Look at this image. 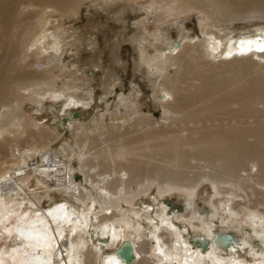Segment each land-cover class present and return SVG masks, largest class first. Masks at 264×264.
I'll list each match as a JSON object with an SVG mask.
<instances>
[{
  "label": "bare ground",
  "instance_id": "1",
  "mask_svg": "<svg viewBox=\"0 0 264 264\" xmlns=\"http://www.w3.org/2000/svg\"><path fill=\"white\" fill-rule=\"evenodd\" d=\"M82 1L86 0H0V108L7 107V103L3 101H8L13 91L14 96L15 90L27 89L22 81L30 77L41 82L52 79L54 69L58 68L56 64L62 62L66 51L65 46L71 37L67 35L63 37V32L55 33L50 30L48 25L51 19H48L50 16L47 13L56 14L55 11H57L61 14H69L77 9ZM170 1L175 5L161 10L162 20H166L172 11L175 12L176 17H179L182 13L191 11L190 9L200 10L212 7L213 13L211 12L210 18L217 21L219 11L224 10L223 5L225 7V5L247 0ZM35 6H38L36 9L39 8L37 11ZM30 7L34 11L22 14L21 9ZM198 26L197 36L179 35L176 41L168 43L166 48L168 52L148 58L149 60L145 62L150 74L155 71L157 75L163 76L162 81L157 85L159 93L157 102L162 110V116L168 115L170 118L173 113L185 111L188 105L210 97L224 87L225 81H229L212 77L210 70L208 72L210 74L206 73V69L196 71L194 65L196 67L195 58L198 53L194 50L195 56L187 57L189 59L184 68V72L187 73L183 74L181 71L178 80L186 86H192L193 81L200 80V86L189 91L185 89L186 87L180 88L181 84L178 83L179 85L175 88L176 93L173 95L175 89L173 90L171 86L175 85L170 86V83L174 79L170 80L168 75H165L166 67L168 65L174 67L175 63L170 62L179 60L181 51L185 47L192 49L194 45L199 44L202 56L216 61L217 64L218 62L220 64L245 63L248 60L264 63V27L257 28L252 32L253 34L235 37L231 33H223L218 28L212 30L208 27L209 23L204 21H200ZM29 52L33 54L34 59L23 65L22 61L30 57L27 56ZM142 59L145 61L144 57ZM203 60L202 66L201 61L198 60L200 68L208 61L207 58ZM38 62L44 67H36ZM212 64L209 65L213 66ZM213 70L212 68V72ZM32 80L27 82L30 81L31 85H34ZM252 86L254 92L264 95V90H261L264 87L262 82L256 81ZM17 97L19 98L18 94ZM50 98L57 105H50L45 109L57 127H51V129L48 127V132H33L34 136L39 138L51 134H55L56 138L59 137V128L71 127L76 121L72 111L89 108L93 100L90 92L83 90L80 81L70 87L63 84L59 90L50 92ZM11 99L14 100L13 97ZM120 105L125 107V98L119 97L116 103L113 102L105 111H102V118L115 115ZM43 109L38 106L30 112V121L32 120L36 128L41 125ZM125 109L126 117H130L132 115L130 112H135V105L131 104ZM7 113L5 112L4 115ZM143 118H134L136 120L134 124L145 121ZM138 120L140 121L137 123ZM6 133L7 131L0 127V147L3 142H6ZM254 133L257 139L261 138L259 142L263 141L259 150L243 145L242 137L218 136L217 140L212 142L208 140L193 142V152L190 155L193 154L194 157L201 155L218 161L227 171L234 169L236 174L237 167H241L243 162L241 157L244 154L264 158V140H262L264 136H261L259 132ZM239 134L242 135V133ZM98 138V136H82L80 141L79 138L76 139L71 148L69 163H63L61 160L52 161L47 145L19 148L18 144H8L9 157L0 162V264H264V210L256 209L258 205L264 204L261 199L254 200L255 205L253 201H250L253 204L251 208L248 206L249 201H246L249 194H237L236 189V192L232 190L236 187L234 184L230 189L227 181L205 176L211 182L213 195L207 201L206 209L195 208L192 194L196 186L191 187L186 183L182 185L176 182L178 178L173 177L176 180L166 183V188L159 187V195L170 193L175 186L182 189L186 196V203L176 215H173L174 209L169 210L170 208L165 205L166 202L160 203L162 209L151 210L152 206L146 203H143V207H136L135 199L138 191L131 189L130 186L136 182L135 179L147 163L130 160L119 167L117 160L123 155L109 152L107 156L118 167L115 166L112 169L110 167L108 171L106 168V171L102 173H95L94 169L100 165V162L105 166L107 158H105L107 153L103 155L98 151L97 155H89L88 146H95ZM182 146L183 142L178 139L160 142L151 147L150 153L163 155L168 161L166 167L177 169L181 167L188 155ZM139 153L140 151L136 148L130 154L138 155ZM34 156L39 157V161L35 164ZM90 158L93 161L100 159L99 164L98 162L94 165L89 164ZM75 162L78 163L77 169L82 176L80 182L74 179L77 171L73 164ZM161 166L155 167L158 172L159 170L161 172L163 168ZM220 171L222 172L221 169ZM259 172L261 182L255 181L261 186L264 184L262 180L264 167ZM232 174L228 177L235 176ZM178 175L181 178L180 174ZM231 181L230 184H232ZM151 183L147 182L146 188L139 190L140 193L145 194ZM217 183H224V185L227 183V188L221 184L217 186ZM252 183L249 184L252 185ZM140 186H137L138 189H141ZM244 190L242 189L243 192ZM250 198L252 199L251 196ZM45 201L46 206L43 207L42 204ZM123 204L129 207L124 208ZM142 212L148 216L144 219L148 221L145 226L134 222L143 216ZM244 231L245 233L242 234ZM227 235L232 236L230 241L225 240ZM121 248L131 254L130 258L126 259L124 255H119L118 250Z\"/></svg>",
  "mask_w": 264,
  "mask_h": 264
},
{
  "label": "rangeland",
  "instance_id": "2",
  "mask_svg": "<svg viewBox=\"0 0 264 264\" xmlns=\"http://www.w3.org/2000/svg\"><path fill=\"white\" fill-rule=\"evenodd\" d=\"M86 1H82L80 6L69 14H61L57 11H55L56 14L47 13L50 16L48 19L52 21L48 25L49 29L55 31V33L63 32V37L67 35L71 38L65 46L66 51L62 62L56 64L58 68L54 69L51 80L41 82L30 77L24 82L22 81L25 86L22 85L27 89L15 90L14 96L13 91L11 96L8 97L9 100L3 101V103H7V107L0 108V127L6 130L7 133L5 135L6 142H3L0 147V158H2L0 162L9 157L8 144H18L19 148H33L36 145L37 147H43L47 145L52 161L61 160L63 163H69L71 160V148L74 146L76 139L79 138L80 141L82 136H98L95 146H88V149H90L89 155L93 156L99 153L105 155L107 153L105 158L107 157L108 160L106 158L105 166H103L104 164L99 161L100 159L93 161L90 158L89 164L91 165L97 162L99 164L100 162V165L97 166L99 170L97 167L94 169L95 173H102V171H106V168L108 171L110 167L112 169L115 166L116 168L119 165L124 166L130 160L147 163L146 167L135 179L136 182L130 186L131 189L138 191L135 199L136 207H143V203H146V205L152 206L150 207L151 210L162 209L160 203L163 202L164 204L168 201L170 205H167V203L165 205L170 208L169 210L174 209L173 215H176L185 206L186 196L184 192L178 186H175L170 193L160 196L159 187L166 188V183L175 181L176 179L174 178H178L176 182L182 185L186 183L191 187L196 186L192 194L193 205L195 208L206 209V203L213 195L211 182L209 181L210 176L219 181H227L229 183L228 188L231 187L230 189H232L233 184L236 187L239 185L237 188L233 187L232 190L234 192L237 190V194H249L246 201H249L250 205L248 206H251V208H253V204L255 205V201L258 198L264 203V184L261 185L262 188L257 185L258 181L261 182L259 171L264 167V158L261 156L241 155L243 162H241V167H237V173L235 174L234 169L227 171L218 161L201 155H197L198 157H194L193 154L190 155L193 152V142L203 140L212 142L217 140L218 136H227L228 138L242 137L243 145L245 144L256 150L262 147L263 141L259 142L258 140H261V138L257 139V135L254 132H259L261 136H264V95L254 92L252 85L256 81H260L264 85L263 61L261 64L255 60H248L245 63L229 62L228 64H220L217 61V64L215 63L216 61L214 62L212 59L202 56L203 53L199 50L201 47L199 44L194 45L192 49L185 47V50L182 49L181 51L179 60L170 62L175 63L174 67H170L168 64L166 67L165 75H168L170 80L174 79L172 80L174 82L170 83V86L172 84L175 85L174 87L171 86L173 90L179 84H181L179 85L180 88L186 87L185 89L189 91H193L200 86V80H196L197 82L193 81L192 86H186V84L178 80L181 71H183V74L187 73L186 71V73L184 72L186 62L191 56H195V53H198L197 55L200 57L199 59L196 55L198 58H195L196 67L194 65V68H196V71L206 69V73H208L210 70L212 74H208L212 77L221 81L227 79L229 84L225 81L226 84L220 91L200 102L190 104L191 106L188 105L185 111L183 110L177 114L173 113L174 115L169 113L170 115L172 114L170 118L168 115V118L167 116H162V110L157 102V96L159 95L157 85L162 81L163 76L157 75L158 73L155 71L150 74L145 65L146 60H149L148 58L168 52L166 50L168 43L176 41L179 35L184 37L197 36L200 21L209 23L208 27L212 30H214L213 28H218L223 33H231L235 37L246 36L257 28L264 27V0H247L233 5H225V7L223 5L224 10L219 11V20L217 21L210 18L211 12L213 13L212 7L200 10L190 9L191 11L185 12L186 14L182 13L179 17H176L175 12L172 11V16L170 15L166 20H162L161 10L172 8L175 5L170 0ZM37 7H34L36 11L39 9H36ZM21 10L23 11L22 14L34 11L32 7ZM147 28L149 29L147 30ZM195 46L200 47L197 49ZM194 50L197 51L193 53ZM189 53L190 55H188ZM28 55L32 59L30 57L28 59L25 58V61H22L23 65L34 59L32 53L29 52L27 53ZM143 57L145 61L142 59ZM203 58H207V62L210 63L207 64L205 62V65L200 68L202 61L204 62ZM36 67L43 68L44 66L38 62ZM212 68L214 69L213 72ZM27 80H32L31 82H34V85H31L30 81L27 82ZM74 81H80L83 90L90 92L93 96L90 107L84 110H73L72 115L76 114L74 116L76 119L75 124L73 123L71 127L65 129L59 128V137H54L55 134L43 136L42 138L34 136L33 132H48V127L51 129V127L56 126L45 109L50 105H57L50 98V92L59 90L63 87V84L69 87L73 84L75 85ZM176 90H174L173 95H175ZM261 90H264V87ZM12 97L14 100L11 99ZM119 97L126 99L125 107H130L131 104H134L135 112H130L132 115L126 117L127 110L120 105L115 115L102 118L101 112L105 111L113 102L116 103ZM174 98L176 99V96ZM38 106L44 109L41 125L36 128L32 120L30 121V112ZM5 112H8L7 115H4ZM2 116H4L3 119ZM139 117L141 119L144 117L145 121L141 122L138 120L137 123L140 122L135 125V119ZM163 117H166V119H163ZM98 131H100L99 134ZM239 133H242V135L240 136ZM177 139L183 142L182 148L188 153L185 159L186 162L184 161L181 167L179 166L177 169L176 167H166L168 164L166 157L150 153L154 144ZM136 148L140 153L138 155L130 154ZM109 152L123 155L122 157L119 155L121 158L117 160L118 166L112 160L110 161L107 156ZM33 159L34 164L39 161L38 156H34ZM73 164L77 170L74 174V179L80 182L82 176L77 169L79 165L76 162ZM156 166L163 167L161 169L162 173L160 170L159 172L156 170ZM249 167L250 169H248ZM252 169L253 172H251ZM168 172L171 173V176ZM231 173L235 175V179L233 176L228 177ZM178 174H180L182 179L179 178ZM248 175L250 180L248 181L249 183L253 182L252 185L247 181ZM205 176L209 178H205ZM171 177H174L173 180ZM230 181L232 184H230ZM147 182L148 184L152 182L149 190L145 194L140 193L139 190L146 188ZM219 184L227 188V183L225 185L224 183ZM219 184L217 183V186ZM136 185H141L139 187L141 189H138ZM221 185L220 187H222ZM247 185L253 188H248ZM240 186L241 188L243 186V190L246 188L245 190L248 193L245 190L243 192ZM255 195L258 197L256 198ZM250 201H253V204ZM123 205L124 208L129 207L128 205ZM165 205L164 207H166ZM42 206H46V201ZM262 206L256 207L257 211L258 209L260 211L264 210V206ZM142 215L134 222L136 221L140 225L145 226L148 221L144 219H147L148 216L144 212H142ZM244 233L245 231L242 234Z\"/></svg>",
  "mask_w": 264,
  "mask_h": 264
},
{
  "label": "water",
  "instance_id": "3",
  "mask_svg": "<svg viewBox=\"0 0 264 264\" xmlns=\"http://www.w3.org/2000/svg\"><path fill=\"white\" fill-rule=\"evenodd\" d=\"M75 115L76 114L74 113V116ZM166 203H167V205H170V202L167 201ZM231 239H232V236L231 235H227L225 240L230 241ZM118 253H119V255H124L126 259L130 258V255H131L129 252L124 251L123 248L118 250Z\"/></svg>",
  "mask_w": 264,
  "mask_h": 264
}]
</instances>
